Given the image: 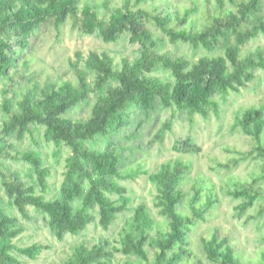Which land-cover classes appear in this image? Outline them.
I'll return each mask as SVG.
<instances>
[{
	"label": "trees",
	"instance_id": "obj_1",
	"mask_svg": "<svg viewBox=\"0 0 264 264\" xmlns=\"http://www.w3.org/2000/svg\"><path fill=\"white\" fill-rule=\"evenodd\" d=\"M82 1L0 0V75H8L11 66L17 62L18 54L12 42L28 46L29 36L50 19L60 26L72 16L81 22L83 31H98L107 41L117 40L125 31H130L131 40L141 44V56L134 61L125 58L120 69H115L113 58L108 53L92 52L87 63L96 71L93 80L75 64L78 85L69 79H61L59 82L47 81L41 87H29L17 100L18 109L13 107L12 99H5L9 118L0 122V159L11 156L31 162L45 183L49 171L42 166L41 156L35 151L15 149L7 141L8 136L17 131L22 137L30 131L32 123L38 122L46 125L48 139L57 145L66 143L71 147L61 193L53 199L36 193L34 185H28L13 173L4 171L0 163V174L10 200L26 217L29 216L28 205L44 211L48 215L49 226L59 239L67 233L79 234L85 230L94 218V210H98L100 223L108 228L118 214L128 208L129 200L124 195L126 187L119 179L133 177L136 172L125 173L117 143L110 142L102 150L88 146L87 139L108 135L111 128L123 125L125 111L131 103L146 115L158 101L191 115L209 116L212 111H219L216 94L241 90L254 77L253 69L264 67L261 49L242 54L243 46L264 32V17L256 16L262 0H231L233 8L227 6L225 0H217V6H205V20L200 28L184 25L195 8H188L181 15L179 10L172 11L169 7L150 9L143 5L135 10L127 1L123 7L115 8L110 19L106 20L100 15L97 2ZM145 19L165 31L173 43L183 41L210 49L222 44L225 53L202 55L191 61L185 55L159 52L155 49L154 32ZM159 64L170 69L175 80L148 74ZM111 78L118 84H110ZM94 91L98 92V97L89 119L74 120L64 115ZM237 123L250 135L253 146L249 151H240L239 156L231 159V164L236 165L240 160L253 156L255 151L264 158V108H248L237 116ZM188 168L189 165L181 160L167 161L150 175L158 188L157 205L160 212L168 217L167 226L158 228L152 235L154 218L145 203L138 205L122 233L121 246L115 247L126 254L136 255L137 260L123 264H206L190 250V232L207 219V214L220 198L214 184L206 182L203 177L197 179L193 194L187 196L180 183ZM108 193H119L123 200L112 198ZM227 193L242 198L237 205L240 214L258 200L259 215L264 214V163L259 175L241 180ZM184 200L188 203L186 210L180 206ZM22 229L3 208L0 197V264H23L14 254V249L35 258L46 247L39 243L19 247L14 238ZM147 243L155 250L153 256ZM202 245L213 264H264V253L259 262L244 260L230 238L219 235L217 231L203 236ZM112 257L107 241L103 240L92 246H76L63 264H111Z\"/></svg>",
	"mask_w": 264,
	"mask_h": 264
},
{
	"label": "rangeland",
	"instance_id": "obj_2",
	"mask_svg": "<svg viewBox=\"0 0 264 264\" xmlns=\"http://www.w3.org/2000/svg\"><path fill=\"white\" fill-rule=\"evenodd\" d=\"M85 1L97 2L100 15L106 20L110 19L115 8L123 7L127 1L135 10L143 5L150 9L156 6L169 7L172 11L179 10L181 15L186 9L195 8L184 25L196 28H200L205 20V6H217V0H83L82 3ZM225 2L227 6L234 7L231 0ZM256 14L264 17V0ZM145 22L154 32L155 49L159 52L185 55L191 61L198 60L202 55L225 53L222 44L210 49L205 45L195 47L183 41L173 43L159 26L146 19ZM12 46L18 58L8 75H0V122L9 118L4 106L7 97L13 100V107L18 109L17 100L29 87L33 89L35 86H44L47 81L59 82L61 79H69L78 85L79 76L75 64L87 72L89 79H95L96 71L87 63L92 52L108 53L113 58L115 69L122 67L125 58L134 61L142 53L141 44L131 40L130 31H125L117 40L107 41L98 31H83L81 22L72 16L60 26L56 25L54 19L44 22L29 36L28 46H21L16 41L12 42ZM258 49L264 54V32L247 42L242 54L256 52ZM253 71L254 77L241 90L215 95L219 111H212L209 116L199 113L191 115L185 110L164 106L158 101L151 113L146 115L136 104L131 103L125 111L123 125L111 128L108 135H96L86 140L88 146L102 150L110 142L117 143L125 173L136 172L133 177L119 179L126 187L124 195L129 200L128 208L119 213L108 228L100 223L98 210H94V218L85 230L79 234L67 233L63 239H59L49 226L48 215L44 211L28 205L29 216L22 214L6 193L0 174L3 208L23 228L14 242L19 247L33 243L46 246L35 258L14 249L17 258L23 264H63L71 257L76 246H92L104 240L113 253L111 264L137 260L136 255L126 254L115 247L121 246L122 233L141 203L148 206L154 218L152 235L156 234L158 228L167 226L168 217L160 212L157 205L158 188L150 175L158 171L164 162L181 160L189 165L180 183L187 196L193 194L197 179L203 177L206 182L214 184L220 198L207 214V219L199 222L190 232L189 248L195 257L204 260L206 264H213L206 256L202 237L217 231L219 235L230 238L244 260L259 262L264 253V214L259 215L260 200L244 214H240L237 205L242 198L227 193L229 188L235 187L241 180H250L259 175L264 163V158L255 151L253 156L240 160L236 165L231 164V159L239 156L240 151H249L253 146L250 135L237 123V116L251 107L264 108V67H256ZM148 74L175 80L172 71L162 64ZM110 84L117 85L118 81L111 78ZM97 97V91L91 92L87 99L70 108L64 115L74 120L89 119ZM45 132L46 125L35 122L22 137L14 131L7 139L15 149L35 151L41 156L42 166L49 171L45 183L40 180L36 167L27 160L4 156L0 163L4 171L13 173L28 185H34L36 193L46 199H53L61 193L67 160L72 150L66 143L57 145L46 137ZM108 194L123 200L119 193ZM180 206L188 209L185 200ZM146 246L153 256V246L150 243Z\"/></svg>",
	"mask_w": 264,
	"mask_h": 264
}]
</instances>
